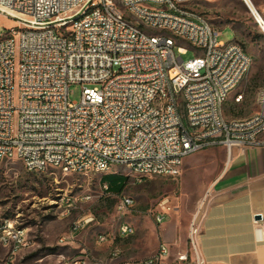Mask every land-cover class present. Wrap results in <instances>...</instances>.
I'll return each mask as SVG.
<instances>
[{
	"label": "built area",
	"instance_id": "obj_1",
	"mask_svg": "<svg viewBox=\"0 0 264 264\" xmlns=\"http://www.w3.org/2000/svg\"><path fill=\"white\" fill-rule=\"evenodd\" d=\"M201 1L0 0V14L18 24L0 37V168L18 161L31 173L105 175L124 167L136 184L151 177L179 183L196 153L220 147L229 161L234 149L264 146V86L257 113L223 114L253 61L238 42L219 41L220 30L195 8ZM189 51L194 57L184 61ZM72 85L82 87L79 101H70ZM209 202L207 192L180 262L208 264ZM133 206L121 196L119 211ZM254 229L264 241L262 219ZM119 234L134 229L122 225ZM26 246V229L0 221V247L11 249L4 264ZM169 256L161 244L141 264H169Z\"/></svg>",
	"mask_w": 264,
	"mask_h": 264
},
{
	"label": "rangeland",
	"instance_id": "obj_2",
	"mask_svg": "<svg viewBox=\"0 0 264 264\" xmlns=\"http://www.w3.org/2000/svg\"><path fill=\"white\" fill-rule=\"evenodd\" d=\"M252 2L264 19V0ZM195 8L220 30L219 41L236 40L246 50L253 61L250 79L263 83L264 32L243 1L203 0ZM17 26L14 19L0 14V37ZM193 57L189 51L183 60ZM81 92L80 85H72L70 101H79ZM226 157L220 147L188 157L179 183L151 177L136 184L128 169L115 167L117 174L128 178L121 195L103 188L102 174L66 175L53 169L31 173L21 162L4 163L0 168V221H11L28 232V246L15 253L14 264H122L123 245L136 237H120V227L128 224L141 229L150 241V227L152 239L158 231V214L174 216L188 225L206 189L220 175ZM121 196L133 198L134 206L119 211ZM102 237L106 241L101 242ZM10 253V248L0 247V264Z\"/></svg>",
	"mask_w": 264,
	"mask_h": 264
},
{
	"label": "crops",
	"instance_id": "obj_3",
	"mask_svg": "<svg viewBox=\"0 0 264 264\" xmlns=\"http://www.w3.org/2000/svg\"><path fill=\"white\" fill-rule=\"evenodd\" d=\"M249 73L223 107L227 120L245 119L259 110L257 96L264 82L250 79ZM108 175L119 174L113 168L104 176ZM207 192L210 202L202 246L208 264H264V241H260L254 229L257 216L264 225V146L234 149L204 195ZM161 215L164 221L157 227L155 239L152 227L150 241L145 237L147 232L143 235L141 229H134L136 239L123 245L122 264L143 263L157 253L161 244L170 250L169 264H191L178 260L179 256L189 254V223L185 225L174 216Z\"/></svg>",
	"mask_w": 264,
	"mask_h": 264
},
{
	"label": "trees",
	"instance_id": "obj_4",
	"mask_svg": "<svg viewBox=\"0 0 264 264\" xmlns=\"http://www.w3.org/2000/svg\"><path fill=\"white\" fill-rule=\"evenodd\" d=\"M102 183L107 184V191L115 195H121L127 185L128 178L121 175H108L101 178Z\"/></svg>",
	"mask_w": 264,
	"mask_h": 264
},
{
	"label": "bare ground",
	"instance_id": "obj_5",
	"mask_svg": "<svg viewBox=\"0 0 264 264\" xmlns=\"http://www.w3.org/2000/svg\"><path fill=\"white\" fill-rule=\"evenodd\" d=\"M244 5L248 8V10L252 13V15L255 17L256 21L260 24V27L262 31L264 32V19L257 11L254 3L252 0H242Z\"/></svg>",
	"mask_w": 264,
	"mask_h": 264
},
{
	"label": "water",
	"instance_id": "obj_6",
	"mask_svg": "<svg viewBox=\"0 0 264 264\" xmlns=\"http://www.w3.org/2000/svg\"><path fill=\"white\" fill-rule=\"evenodd\" d=\"M256 220L260 221L261 220V217L260 216H257L256 217Z\"/></svg>",
	"mask_w": 264,
	"mask_h": 264
}]
</instances>
